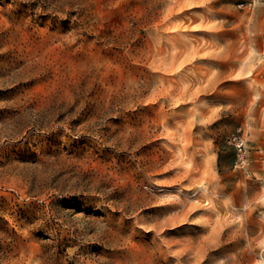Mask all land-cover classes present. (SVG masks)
I'll list each match as a JSON object with an SVG mask.
<instances>
[{"label": "rangeland", "instance_id": "rangeland-1", "mask_svg": "<svg viewBox=\"0 0 264 264\" xmlns=\"http://www.w3.org/2000/svg\"><path fill=\"white\" fill-rule=\"evenodd\" d=\"M263 49L264 1L0 0V264H263Z\"/></svg>", "mask_w": 264, "mask_h": 264}, {"label": "built area", "instance_id": "built-area-1", "mask_svg": "<svg viewBox=\"0 0 264 264\" xmlns=\"http://www.w3.org/2000/svg\"><path fill=\"white\" fill-rule=\"evenodd\" d=\"M255 1H264V0H252V2H255ZM241 5H244V4H241ZM259 57H260L261 63L264 65V49L260 52ZM233 140L235 141V144L238 147L242 146L243 143L238 136H233Z\"/></svg>", "mask_w": 264, "mask_h": 264}, {"label": "bare ground", "instance_id": "bare-ground-1", "mask_svg": "<svg viewBox=\"0 0 264 264\" xmlns=\"http://www.w3.org/2000/svg\"><path fill=\"white\" fill-rule=\"evenodd\" d=\"M250 56H252V54H250ZM254 56V55H253ZM253 58V57H252ZM205 188V187H204ZM206 190V189H205ZM219 247V246H218ZM222 249H224L223 247H222ZM232 249V248H231ZM234 249V248H233ZM262 258V257H261ZM262 260V259H261ZM263 262H264V260H262ZM264 264V263H263Z\"/></svg>", "mask_w": 264, "mask_h": 264}]
</instances>
